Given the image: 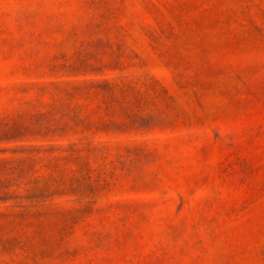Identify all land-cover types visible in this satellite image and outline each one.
<instances>
[{
  "label": "rangeland",
  "instance_id": "374dc122",
  "mask_svg": "<svg viewBox=\"0 0 264 264\" xmlns=\"http://www.w3.org/2000/svg\"><path fill=\"white\" fill-rule=\"evenodd\" d=\"M0 264H264V0H0Z\"/></svg>",
  "mask_w": 264,
  "mask_h": 264
}]
</instances>
